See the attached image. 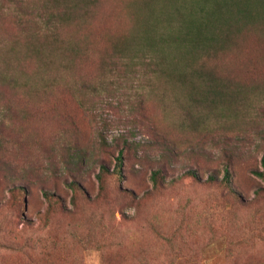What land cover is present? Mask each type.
<instances>
[{
  "label": "rangeland",
  "instance_id": "1",
  "mask_svg": "<svg viewBox=\"0 0 264 264\" xmlns=\"http://www.w3.org/2000/svg\"><path fill=\"white\" fill-rule=\"evenodd\" d=\"M219 1L224 0H105L86 25L67 32L80 38L85 35L92 42L90 56L65 70L56 55L49 73L57 78V85L45 99L15 90L0 76V264H129L135 250L144 242L151 243L148 219L162 217L169 224L172 216H178L172 211L183 204L206 241L213 232L219 234L204 248L202 264H264V233L258 225L252 234L246 232L249 224L255 227L264 219V180L254 172L263 169L264 87L238 86L242 92L234 94L250 104L236 101L220 108L195 102L187 87L157 77L141 64L149 61L143 57L148 44L158 48L159 42L172 64L188 65V60L180 64L181 53L161 44V39L181 30L182 16L177 19V10L187 13L194 8L199 15ZM0 6L9 4L0 0ZM229 16L224 11L216 17L214 29ZM17 30L11 17H0V46ZM117 40L127 46V55L139 56L138 62L123 58L111 64L106 74L100 59ZM247 43L255 46L257 38ZM18 47L23 54L24 43ZM8 57L0 48V72L6 69ZM244 61L242 53L232 51L220 68L241 66ZM24 63V70L19 65L14 68L15 75L23 79V72H28L31 87H39V76L32 74L34 62ZM258 66L252 69V80L264 73V63ZM82 78L92 82H87L91 87L81 88L80 100L71 84ZM92 84L99 89L93 90ZM103 138L105 147L101 146ZM75 148L88 154L86 164H79L76 171L91 200L100 191L96 176L100 162L113 169L120 150L124 158L120 187L131 191L138 202L152 189V171L158 166L165 170V188L156 208L153 199L138 205L134 197L113 194L116 204L112 225H107L113 238L109 248L77 247L67 240L63 220L58 218L49 226L43 221L47 201L42 187L60 197L62 208L74 209L64 157ZM227 167L239 200L208 179L215 174L222 180ZM188 170L196 171L198 180L186 177ZM18 185L25 186V193L18 194ZM112 190L115 185L110 195ZM230 208L237 213L239 227L246 225L240 228L241 237L222 231L233 225ZM207 222L213 223V231L203 228ZM260 226L264 229V224Z\"/></svg>",
  "mask_w": 264,
  "mask_h": 264
},
{
  "label": "trees",
  "instance_id": "2",
  "mask_svg": "<svg viewBox=\"0 0 264 264\" xmlns=\"http://www.w3.org/2000/svg\"><path fill=\"white\" fill-rule=\"evenodd\" d=\"M6 1L9 6H0V17H11L18 30L9 35L4 44L0 46L9 56L8 62H5L6 69L0 72L2 82L15 90L27 91L29 95L43 100L45 99L43 97L53 91V87L57 85V78L49 73V65L56 62L54 60L56 55L60 58L59 67L65 70H71L76 61H82L90 56L93 49L92 42L85 35L80 38L67 32L86 25L96 16L97 8L105 0ZM252 1H219V5L215 8L202 11L199 15L195 13L194 8L189 9L187 13L177 10V19L180 15L182 16L181 30L173 37L163 36L161 44L173 47L180 52V64L181 60H188V65L181 64L176 67L172 64L169 53L161 50L159 42L158 48H155L153 44H148V53L143 57H148L149 61L146 63L144 60L141 64L148 65L153 75L187 87L190 98L197 103H208L220 108L231 106L236 101L244 106L249 105L248 99L244 97L239 99L234 93L242 92L237 89L238 86L264 87V73L261 72L255 80L251 79L252 69H258V65L264 63V0H255L256 8L253 7ZM179 11L182 13L179 14ZM224 11H229L230 16L223 21L221 26L214 29L216 17ZM251 38H257L255 46L247 43ZM114 42L110 52L101 56L100 59V68L106 74L110 72L111 64L123 58H128L134 63L138 62L139 56L127 55V46L124 42L120 43L119 40ZM20 43H24L25 46L23 54L18 47ZM184 47L186 50L182 51ZM186 51H188L187 54ZM232 51L242 53L245 61L241 66L227 65L225 69H221L220 64L223 58ZM29 60L34 62L33 77L39 76L40 78V86L35 89L31 87L33 84L29 81L28 72H23V79L15 75L14 68L19 65L24 70V62ZM10 67L11 72H9ZM87 82L92 81L82 78L71 84L81 97L80 100H83L81 88L91 87L87 85ZM97 87L92 84L93 90H98ZM106 145V140L103 138L101 146ZM76 148L74 152L64 157L66 173L70 179L67 184L73 191L74 209L66 210L64 206L62 208L60 197L52 190L42 187L47 201L43 221L49 226L58 218L63 220L67 240L77 247L83 249L109 248L113 238L107 225H112L116 204L113 194L120 195L121 198L134 197L138 205L143 204L144 200L153 199L152 205L156 208L158 202L161 201L160 194L165 188V170L162 166H158L152 171V189L147 190L138 202L131 191L120 187V182L124 178L123 150H120L113 169H110L104 161L100 162V169L96 174L100 191L96 200H91L85 195L81 174L76 171L79 164H86L88 154L79 153ZM262 165V170L255 169L254 172L264 180V154ZM185 174L186 177L198 180V175L194 170H188ZM231 176V171L227 167L222 180H218L215 174H210L208 179L220 190L229 189L231 199L239 200L237 191L231 185ZM114 185L115 192L112 190L110 195L109 190ZM16 189L18 194H22L25 193L26 188L18 185ZM219 195L215 194L218 198ZM163 205H166V202H163ZM172 213H177L178 216H172L169 224L163 223L162 217L148 219V228L151 236L153 235L150 238L151 243L144 242L135 250L128 258L129 264H202L201 256L204 248L219 234L213 232L211 238L206 241L196 229L197 222L190 218L186 204ZM229 214L233 225L222 231H228L235 237H241L240 228L244 229L246 225L239 227L237 213L231 208ZM259 222L255 224V227L249 224L246 228L247 234H252L257 225L264 233V229L260 226L264 224V219ZM203 228L213 231L214 225L212 222H207ZM71 264H76V262L72 261Z\"/></svg>",
  "mask_w": 264,
  "mask_h": 264
}]
</instances>
